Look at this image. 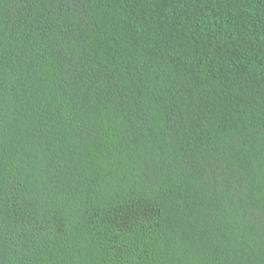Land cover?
<instances>
[{"label": "trees", "instance_id": "trees-1", "mask_svg": "<svg viewBox=\"0 0 264 264\" xmlns=\"http://www.w3.org/2000/svg\"><path fill=\"white\" fill-rule=\"evenodd\" d=\"M0 264H264V0H0Z\"/></svg>", "mask_w": 264, "mask_h": 264}]
</instances>
